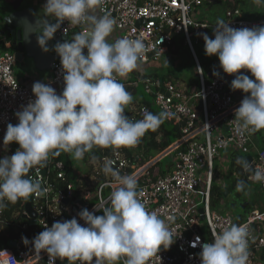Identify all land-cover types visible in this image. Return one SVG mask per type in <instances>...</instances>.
<instances>
[{
    "label": "clouds",
    "instance_id": "clouds-1",
    "mask_svg": "<svg viewBox=\"0 0 264 264\" xmlns=\"http://www.w3.org/2000/svg\"><path fill=\"white\" fill-rule=\"evenodd\" d=\"M253 2L264 4V0ZM103 3L104 0H46L43 6V16L56 20L50 23L42 19L36 29L37 42L44 52L49 51L47 42L65 20L84 27L71 41L54 45L64 70L62 93L34 82L35 100L15 113L17 125H7L4 146L17 142L20 147L11 156L0 158V212L7 207L5 201L15 204L47 193V188L30 179L28 173L36 166L46 167L50 155L64 151L81 160L97 146L133 148L146 132L157 131L170 115L167 110L153 114L145 109L143 118L134 120L125 114L134 98L117 77L137 70L147 48L139 38L121 37L109 42L115 21L109 15L96 14ZM215 26L214 39L202 34L205 54L218 56L224 73L236 74L231 90L249 93L235 109L238 132L260 131L264 129V25L233 28L218 19ZM241 69L250 71L255 80ZM213 75L220 73L214 71ZM237 163L251 171L252 180L264 182V170H253L245 158H238ZM102 171L118 185L111 191L107 206L96 205L103 215L84 208L78 215L86 226L76 218L56 221L51 227L45 225L32 239L35 253L40 256L42 250L47 252L49 264H55L57 258H66L68 264H116L121 257L127 258L126 264H146L161 246L168 249L175 242L177 236L165 220L149 212L139 198L134 175H121L111 160L104 162ZM244 186L243 180L238 181L237 191ZM173 219L168 217L169 221ZM248 238L249 230L244 224H231L214 232L213 240L201 245V264H248ZM21 239L26 246L30 243L26 236ZM196 239L199 241V237Z\"/></svg>",
    "mask_w": 264,
    "mask_h": 264
},
{
    "label": "built area",
    "instance_id": "built-area-1",
    "mask_svg": "<svg viewBox=\"0 0 264 264\" xmlns=\"http://www.w3.org/2000/svg\"><path fill=\"white\" fill-rule=\"evenodd\" d=\"M203 1L104 0L98 11L101 15H109L114 19V28L119 32L118 38L143 40L147 52L141 63L158 60L176 47L177 37L182 36L183 42L197 61L198 70L202 68L197 59L193 38L204 40L202 34L206 33L214 39L217 22L196 17V7ZM238 14L237 10H228L224 21L233 28L264 25V20L245 19ZM141 19L144 22L139 25L138 21ZM83 27L84 25H71L65 20L57 34L70 36L81 31ZM15 63L13 52L0 53V139L6 134L7 125L17 119L15 113L22 111V106L35 100L32 86L23 84L17 78ZM213 72L214 70L206 73L198 70L200 87L192 93L171 81L161 84L160 81L143 74L138 77V81L143 82L152 94V104L161 112L167 110L170 113L167 120L179 125L181 131L180 138L170 147L143 165L138 166L127 157V147L102 148L100 155L90 161L89 173L80 176V184L69 182L63 187L56 186L48 175L52 163L58 171L57 178L66 180V165L63 160H55L54 155H50L46 167L36 166L29 178L47 188L43 197H29L37 213L40 231L44 230L45 225L51 227L56 221L63 222L72 218L86 226L85 221L78 215L84 208L95 215H103L102 211L96 209V205L107 206L111 191L118 186L102 171L104 162L111 160L113 167L121 175L136 177L139 198L145 203L146 209L164 219L177 236L168 249L161 246L158 254L150 257L146 264H201V245L211 242L214 232L222 231L231 224H244L248 227V264H256L258 259H264V206L253 209L243 221H238L229 212L221 213L212 206L214 160L222 150L252 155L253 161L250 164L253 170H264V147L252 151L253 132H238L239 122L235 118V109L240 106L244 97L236 99L230 88L231 77L221 67L215 71L220 73L219 76L213 75ZM63 75L61 60L58 59L53 64L51 81L44 84L50 85L57 94H61L65 86ZM117 79L122 83L121 77L118 76ZM145 109L149 111L147 105L141 106L134 120L142 119ZM224 127L227 128V133L224 132ZM13 144L19 145L17 142ZM171 153L176 154L175 161L171 165L161 166V160ZM203 161L205 162L201 164ZM203 166L207 169L205 177L199 173ZM257 183L264 193V182ZM67 199L68 204L65 203ZM25 214L27 211L24 208L23 217ZM169 216L174 219L169 221ZM25 218L28 221L33 220L31 216ZM21 237L19 242H22ZM193 243L196 244L195 247L192 246ZM17 249L18 251L12 247L0 248V264H49L48 253L42 250L40 256L37 255L31 244L20 245ZM126 259L121 257L119 264H126ZM55 264H68V261L65 258L60 262L57 258ZM75 264H80V261Z\"/></svg>",
    "mask_w": 264,
    "mask_h": 264
},
{
    "label": "crops",
    "instance_id": "crops-1",
    "mask_svg": "<svg viewBox=\"0 0 264 264\" xmlns=\"http://www.w3.org/2000/svg\"><path fill=\"white\" fill-rule=\"evenodd\" d=\"M7 1L9 0H0V6L3 4H6ZM12 3H16V8L18 10H23L25 6H29L30 11L32 13V18L35 23L38 24V27L40 26V22L42 19H47L48 22L50 23H55L56 20L54 17H44L43 16V6L46 3V0H10ZM208 9H216L217 10V19H223L225 20L227 15L228 10H237L239 11V16L250 19V20H264V4H256L253 2V0H204L203 3L199 6L196 7L195 15L199 19H207L202 17L203 11H207ZM203 10V11H202ZM223 12V13H222ZM97 15H101L97 9L96 11ZM223 14V15H221ZM201 15V16H199ZM248 16V17H245ZM214 22L217 20H213ZM37 27V28H38ZM60 30V29H59ZM57 30V32L59 31ZM57 32L54 34L53 38H57V36H60L57 34ZM78 33V32H77ZM39 33L35 30L34 34L31 36V43H30V48L32 49V52L35 54V57L30 54L29 52L25 54L24 59L21 61L16 60L15 63V73L17 78L22 82L23 84L33 86L34 82H41V83H48L51 81L53 77V64L56 60L60 59L59 55L54 51V45L57 43L53 38L47 42V46L49 48L48 52H44L40 45L37 42V35ZM74 34V33H73ZM69 36V40L71 41L74 35ZM62 36V35H61ZM119 37V32L115 30L109 37V42H114L115 39ZM213 39V38H212ZM10 40L9 38L5 39H0V53H3L5 51H11L14 53V49L12 46H10L7 41ZM65 39H61V41L58 42H63ZM181 41V39L178 40V42ZM7 43V44H6ZM176 47L171 48L172 51L169 53L176 54L178 51L177 48V39H176ZM170 49V50H171ZM169 50V51H170ZM85 54L86 50H84ZM197 55V52H196ZM191 57L193 59L194 63V70H193V75L192 77H187L185 74L181 75H172L170 73L166 74H161L160 72H152V73H147L145 71H141L139 69L134 70L133 72L129 73L126 77H121L122 78V83L124 85V82L129 81L130 84L134 88V92L132 93L133 95V102L129 104L126 108L125 111H131V116L135 117L137 116L141 103L144 102L145 99H148L146 95H148V90L146 88V91L144 94L139 95V88L140 84L143 83L141 81H138V77L140 75H150L152 78L157 77L160 79V82L167 83L169 81L173 82L177 86H179L181 89H184L185 91L192 93L194 90L198 88L199 85V77H198V70H197V61L194 58L192 52H191ZM198 62L201 66V68L204 70V68L217 71L220 68V62L218 56L215 55V61L212 63H208L207 61H204V64L200 61L199 56L197 55ZM160 64L156 63L155 67H159ZM213 66V67H211ZM241 72L244 74L248 75L249 78L255 80V77L252 76L251 72L245 69H241ZM205 72V71H204ZM206 73V72H205ZM230 75V74H229ZM236 74H231V81L235 78ZM162 78V80H161ZM158 80V79H157ZM134 81V84L133 82ZM132 82V83H131ZM145 85V84H144ZM146 87V85H145ZM233 91V90H232ZM236 99H240L245 97L246 95H249V93H244L242 90H235L233 91ZM150 101H153V97L151 99H148ZM19 123L18 118L14 120L12 123L13 125H17ZM223 130V128H222ZM227 128L224 127V132L227 133ZM5 136V135H4ZM4 138V137H3ZM3 138L0 139V158L4 156H11L12 154L15 153L18 150L19 145L13 144L14 142L10 143L7 147L4 146L3 144ZM264 147V129L260 131H255L253 132V143H252V151H255L256 149L263 148ZM64 155L67 154L68 152L60 151ZM229 152L226 151V154H219V157L223 163V168L225 174H228V171L226 169H229V164H230V157H229ZM69 154V153H68ZM158 153L157 155H159ZM155 155V156H157ZM176 154H174L175 156ZM154 156V157H155ZM91 161V160H90ZM167 164V165H171ZM91 166V162H87L84 159L79 160V163L74 160L73 158V165L72 169L74 174H76L78 177H80L83 173H89ZM216 166V163H215ZM246 175V173H245ZM247 176V175H246ZM248 177V176H247ZM232 179L234 177H231ZM249 178V177H248ZM230 180V179H229ZM250 180V179H249ZM251 183L249 184L248 188L246 189L245 195L246 197L242 201L241 204V211L237 212V214L234 213V216L238 221H243L247 215L256 208H262L264 206V193L261 190L260 186L258 185L257 182H254L250 180ZM216 184L222 188V190H227V195L225 196L229 197L232 192L229 191L227 188L228 184V178L225 177V179H220L217 180ZM234 192V191H233ZM226 197V198H227ZM224 200V201H223ZM220 204V207L218 209H221L222 207L227 206L225 199H223ZM26 202L24 201V205ZM215 210L218 211L217 208H214ZM223 212V211H222ZM229 212V211H225ZM230 213V212H229ZM232 214V213H231ZM256 264H264V259L260 258L257 260Z\"/></svg>",
    "mask_w": 264,
    "mask_h": 264
},
{
    "label": "trees",
    "instance_id": "trees-1",
    "mask_svg": "<svg viewBox=\"0 0 264 264\" xmlns=\"http://www.w3.org/2000/svg\"><path fill=\"white\" fill-rule=\"evenodd\" d=\"M146 76L151 77L150 75ZM153 79H158V81H160V79L157 77H154ZM124 86L126 90L131 94L134 92V88L129 81L124 82ZM141 104V106L147 105L149 107V111L153 114H158L161 112L152 104V101L148 99H145ZM131 113V111H125V114L128 115L129 118L134 119V116L132 117ZM180 136V126L165 119V121L160 125V128L157 131L149 130L145 133L137 146L125 149L126 155L127 157L131 158V160L138 166L143 165L151 158H154L155 155L163 152L165 149L170 147L178 138H180ZM14 150L16 151V149ZM101 152L102 147H94L90 153L85 154L83 159L87 162H90L93 157L96 158L100 155ZM229 157L230 164L228 174H232L235 176L233 179L228 178L227 188L230 192L234 191L237 196H242L245 194L246 189L251 183L249 178L245 175V169L237 163L238 158H245V154L237 151H230ZM54 159L63 160L66 165L64 173L66 180H61L57 178V169L52 163L50 164L51 168L48 175L52 178V180H54L56 186L63 187L69 182H75L76 185H79L80 177L74 174L72 169V155L70 153L64 155L62 152H59L58 155H54ZM34 169L35 167L30 170V172L28 173V177L32 174ZM241 180L245 182L244 189L242 191H237V182ZM211 192L212 206L213 208L218 209L221 202L224 201L223 199L227 197L225 196V190H222V188L216 184V181H214ZM5 203H7V207L2 212H0V248L11 247L9 246V241L18 240L21 236H26L29 240H32L37 234L41 232L37 224H34L32 223V221H28L25 217H23V211L25 208L23 199L19 200L15 204L9 203L7 201H5ZM220 212L226 213L222 211ZM13 249L18 251L17 248ZM62 261L63 260L60 259V262Z\"/></svg>",
    "mask_w": 264,
    "mask_h": 264
},
{
    "label": "rangeland",
    "instance_id": "rangeland-1",
    "mask_svg": "<svg viewBox=\"0 0 264 264\" xmlns=\"http://www.w3.org/2000/svg\"><path fill=\"white\" fill-rule=\"evenodd\" d=\"M202 17L207 18L206 20H209V21L218 20L217 10L208 9L205 12L203 11ZM245 17H248V16H245ZM179 39H181V41L178 42ZM193 44L195 47V51L197 52V55L199 56L200 61L203 64H204V61H207L208 63H212L213 61H215V55L208 56L205 54V41L204 40L194 37ZM177 48H178V51L176 54L169 53L172 51L171 49L169 52L163 54L158 60H151L149 63H146V64L140 63V67L138 69L141 71H145L147 73L160 72L161 74L170 73L172 75L185 74L188 78L192 77L193 70H194V63L191 57V50L187 46V44L183 42L182 36L177 37ZM156 63H159L160 66L155 67ZM204 71L207 72L208 71L207 68H204ZM138 90H139V95L144 94V92L146 91V87L144 83L140 84V88ZM147 93L148 95H146V97L148 99H151L153 97L152 94L149 91ZM226 151H231V150H222L220 152V155L226 154ZM174 157L175 156L173 153L165 156L161 160L162 161L161 166H166L167 164L174 162L175 161ZM74 160L76 161V164L77 162L79 163V160H76V159ZM204 162L205 161L201 162V164H203ZM214 162L216 163V166H215L216 167L215 168V181L216 182L217 180H220L222 178L225 179V177L231 178L235 176L232 174H225L223 163L219 157V154L215 158ZM206 170H207L206 166H203L200 168L199 173L201 174V176L205 177ZM226 170L228 171V169ZM245 197H246L245 194L242 196H237L235 192H232L229 197L225 198V202L227 206L222 207L221 209H218V211H223V212L229 211L233 215L234 213L237 214V212H240L242 209L241 204ZM116 264H119V261H117Z\"/></svg>",
    "mask_w": 264,
    "mask_h": 264
},
{
    "label": "water",
    "instance_id": "water-1",
    "mask_svg": "<svg viewBox=\"0 0 264 264\" xmlns=\"http://www.w3.org/2000/svg\"><path fill=\"white\" fill-rule=\"evenodd\" d=\"M32 17L33 16L29 6H25L23 10H18L16 8V3L14 5V3H12V1L10 0L7 1L6 4L0 6V39H10L7 42L14 49L16 60L22 61L25 57L26 52H29L35 57V54L30 48L31 39L29 37L30 35L32 36L34 34L35 30L38 27V24L33 21ZM143 22L144 20L141 19L140 21H138V24L140 25ZM62 38L65 40H69V36L66 35L57 36V38L55 37L53 39L58 42L61 41ZM198 108H201V103L199 104ZM245 159H247L251 163L253 161V156L247 155ZM245 173L249 177V179L252 180L251 171L245 170ZM225 194L227 195V190L225 191ZM23 201L26 202L25 209L27 211V214H25L24 217L31 216L33 219L32 223L37 224V213L35 212L32 203L29 201V198L27 200L23 199ZM78 201L81 202V200ZM65 203L68 204L69 200H65ZM201 212H203V209H201ZM31 241L29 244L32 245ZM20 245L24 246L25 244L23 242H19L18 240L9 241V246L13 248H18Z\"/></svg>",
    "mask_w": 264,
    "mask_h": 264
}]
</instances>
